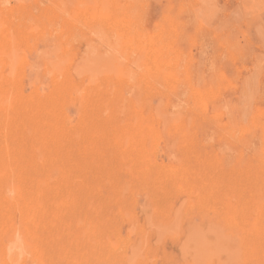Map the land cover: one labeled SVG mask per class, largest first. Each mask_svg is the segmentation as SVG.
<instances>
[{
  "label": "rangeland",
  "instance_id": "rangeland-1",
  "mask_svg": "<svg viewBox=\"0 0 264 264\" xmlns=\"http://www.w3.org/2000/svg\"><path fill=\"white\" fill-rule=\"evenodd\" d=\"M0 6V264H264V0Z\"/></svg>",
  "mask_w": 264,
  "mask_h": 264
},
{
  "label": "bare ground",
  "instance_id": "bare-ground-1",
  "mask_svg": "<svg viewBox=\"0 0 264 264\" xmlns=\"http://www.w3.org/2000/svg\"><path fill=\"white\" fill-rule=\"evenodd\" d=\"M10 2L8 1V4H9ZM17 3V2H16ZM222 3V2H221ZM39 4V3H38ZM218 4H220V3H218ZM50 5V4H49ZM40 6V5H39ZM1 7V6H0ZM17 8V7H16ZM54 9V8H53ZM10 10V9H9ZM38 10H40V9H38ZM44 10V9H43ZM47 12H48V10H47ZM43 13V12H42ZM45 14V13H44ZM49 14V13H48ZM80 14V13H79ZM10 15V14H9ZM42 15V14H41ZM18 16V15H17ZM4 19V18H3ZM23 19V18H22ZM25 19V18H24ZM103 21V20H102ZM27 22V21H26ZM16 24V23H15ZM122 25V24H121ZM120 25V26H121ZM13 25H11V27H12ZM74 26V25H73ZM76 26V25H75ZM119 26V27H120ZM14 27V26H13ZM20 27V26H19ZM82 28V27H81ZM20 29V28H19ZM18 31V30H17ZM12 33V32H11ZM67 33H68V31H67ZM73 34V33H72ZM88 34V33H87ZM66 35V34H65ZM90 35V34H89ZM75 36V35H74ZM91 36V35H90ZM66 37V36H65ZM67 37H68V35H67ZM77 37H78V35H77ZM77 37H75V39L77 38ZM11 38V37H10ZM149 38H151L150 36H149ZM79 39V38H78ZM74 41V40H73ZM69 42H70V39H69ZM78 42V41H77ZM150 42V41H149ZM74 43H76V41L74 42ZM73 42H72V44H74ZM130 43V42H129ZM12 44V43H11ZM78 44V43H77ZM80 44H81V40H80ZM152 44V43H151ZM5 45V44H4ZM74 45H76V44H74ZM52 47H53V45H51ZM131 48V47H130ZM78 49V48H77ZM108 49V48H107ZM12 50V49H11ZM109 50V49H108ZM2 51V50H1ZM31 52V51H30ZM67 52V51H66ZM103 52V51H102ZM49 53V52H48ZM104 53V52H103ZM6 58V57H5ZM150 61V60H149ZM8 62H9V60H8ZM14 63V62H13ZM12 66V65H11ZM74 67V66H73ZM20 68V67H19ZM28 68V67H27ZM150 68V67H149ZM25 69V68H24ZM51 69V68H50ZM11 70V69H10ZM21 70V69H20ZM29 71V70H28ZM45 71V70H44ZM149 71V70H148ZM23 72H24V70H23ZM232 73V72H231ZM19 74V73H18ZM36 74V73H35ZM56 74V73H55ZM7 75V74H6ZM14 75V74H13ZM56 76V75H55ZM59 76V75H58ZM189 76V75H188ZM229 77V76H228ZM54 78V77H53ZM77 78V77H76ZM67 79V78H66ZM120 79V78H119ZM117 80V79H116ZM53 81V80H52ZM51 81V82H52ZM63 82V81H62ZM116 82V81H115ZM78 83H80V82H78ZM86 83V82H85ZM21 84V83H20ZM54 84V83H53ZM28 86V85H27ZM60 86V85H59ZM6 87V86H5ZM5 87H4V89H5ZM90 88V87H89ZM82 89V88H81ZM97 90V89H96ZM50 95V94H49ZM109 95V94H108ZM75 96V95H74ZM94 96V95H93ZM97 96V95H96ZM52 97V96H51ZM57 97V96H56ZM95 97V96H94ZM93 97V98H94ZM99 97H100V95H99ZM92 98V99H93ZM96 98V97H95ZM49 99H51V98H49ZM63 100V99H62ZM103 100V99H102ZM10 101V100H9ZM52 101V100H51ZM56 101V100H55ZM98 101V100H97ZM63 102V101H62ZM95 102V101H94ZM93 102V103H94ZM139 102V101H138ZM160 102V101H159ZM43 103V102H42ZM49 103V102H48ZM47 103V104H48ZM140 103V102H139ZM142 103V102H141ZM146 103V102H145ZM158 104V103H157ZM89 105V104H88ZM92 105V104H91ZM96 105V104H95ZM100 105V104H99ZM136 105V104H135ZM134 105V106H135ZM145 105V104H144ZM164 105V104H163ZM50 106V105H49ZM102 106V105H101ZM104 106H106V107H108L107 105H104ZM140 106V105H139ZM176 106V105H175ZM204 106V105H203ZM8 107V106H7ZM92 107V106H91ZM103 107V106H102ZM123 107V106H122ZM132 107H133V105H132ZM35 108V107H34ZM119 108V107H118ZM126 108V107H125ZM131 108V107H130ZM143 108V107H142ZM166 108V107H165ZM171 108V107H170ZM207 108V107H206ZM101 109V108H100ZM120 109V108H119ZM172 109V108H171ZM13 110V109H12ZM30 110V109H29ZM99 110V109H98ZM101 110H103V109H101ZM111 110V109H110ZM114 110V109H113ZM112 110V111H113ZM141 110V109H140ZM177 110V109H176ZM34 111V110H33ZM92 111V110H91ZM94 111V110H93ZM97 111V110H96ZM100 111V110H99ZM10 112V111H9ZM12 112V111H11ZM35 112V111H34ZM104 112V111H103ZM29 113V112H28ZM57 113V112H56ZM86 113V112H85ZM91 113V112H90ZM97 113V112H96ZM112 113V112H111ZM196 113V112H195ZM13 114V113H12ZM99 114V113H98ZM97 114V115H98ZM101 114V113H100ZM103 114V113H102ZM113 114V113H112ZM8 115V114H7ZM30 115V114H29ZM66 115V114H65ZM89 115V114H88ZM96 115V116H97ZM39 116V115H38ZM45 116V115H44ZM104 116V115H103ZM56 117V116H55ZM66 118V117H65ZM90 118V117H89ZM202 118V117H201ZM79 120V119H78ZM89 120V119H88ZM90 121V120H89ZM106 121V120H105ZM208 121V120H207ZM16 122V121H15ZM31 122V121H30ZM35 122V121H34ZM91 122V121H90ZM100 122V121H99ZM136 122V121H135ZM21 123V122H20ZM61 123V122H60ZM60 123H59V125H60ZM101 123H102V121H101ZM2 124V123H1ZM42 124V123H41ZM51 124V123H50ZM31 125V124H30ZM6 126V125H5ZM16 126V125H15ZM22 126V125H21ZM98 126V125H97ZM109 126V125H108ZM87 127V126H86ZM89 127V126H88ZM37 128V127H36ZM107 128V127H106ZM111 128V127H110ZM82 129V128H81ZM54 130V129H53ZM58 130V129H57ZM66 130V129H65ZM83 130V129H82ZM85 130H86V128H85ZM104 130V129H103ZM99 131V130H98ZM16 132V131H15ZM66 132V131H65ZM83 132V131H82ZM89 132V131H88ZM107 132H108V130H107ZM105 133V132H104ZM210 134H211V132H209ZM2 134V133H1ZM5 134V133H4ZM44 134V133H43ZM42 134V135H43ZM73 134V133H72ZM85 135V134H84ZM99 135V134H98ZM106 135V134H105ZM63 136V135H62ZM107 136V135H106ZM209 136V135H208ZM207 136V137H208ZM1 137V136H0ZM65 137H66V135H65ZM101 137V136H100ZM111 137V136H110ZM56 138V137H55ZM63 138V137H62ZM43 139V138H42ZM68 139H69V137H68ZM48 142V141H47ZM67 142V141H66ZM113 142V141H112ZM210 142V141H209ZM81 143V142H80ZM5 144V143H4ZM67 144V143H66ZM17 145V144H16ZM15 145V146H16ZM171 145V144H170ZM19 146V145H18ZM109 146V145H108ZM29 147V146H28ZM70 148V147H69ZM13 150V149H12ZM17 150V149H16ZM91 150V149H90ZM158 150V149H157ZM200 150V149H199ZM217 150V149H216ZM7 152V151H6ZM114 153V152H113ZM88 154V153H87ZM115 154V153H114ZM63 156V155H62ZM89 156V155H88ZM93 156V155H92ZM115 156V155H114ZM33 157V156H32ZM77 157V156H76ZM6 158V157H5ZM100 161V160H99ZM26 162V161H25ZM80 162V161H79ZM8 163V162H7ZM89 164V163H88ZM108 164V163H107ZM174 165H175V163H174ZM104 166V165H103ZM112 166V165H111ZM97 168H98V166H97ZM84 169V168H83ZM104 169V168H103ZM100 170V169H99ZM125 170V169H124ZM212 170V169H211ZM220 170V169H219ZM101 171V170H100ZM11 172V171H10ZM18 172V171H17ZM117 172V171H116ZM249 172V171H248ZM205 174V173H204ZM12 175V174H11ZM114 175V174H113ZM200 175V174H199ZM216 175V174H215ZM249 175V174H248ZM246 176V175H245ZM35 177V176H34ZM169 177V176H168ZM207 177V176H206ZM240 177V176H239ZM12 178V177H11ZM209 178V177H208ZM226 178V177H225ZM250 178V177H249ZM197 179V178H196ZM229 179H231V178H229ZM246 179V178H245ZM192 181V180H191ZM171 182V181H170ZM197 182V181H196ZM225 182V181H224ZM212 183V182H211ZM237 183V182H236ZM244 183V182H243ZM226 184H227V182H226ZM103 185V184H102ZM171 185V184H170ZM229 185H231V184H229ZM1 186V185H0ZM242 186V185H241ZM6 188V187H5ZM74 188V187H73ZM169 188V187H168ZM227 188V187H226ZM48 190V189H47ZM228 190V189H227ZM75 192V191H74ZM236 192V191H235ZM155 194V193H154ZM157 195H158V193H157ZM7 196V195H6ZM244 196V195H243ZM14 198V197H13ZM257 198V197H256ZM111 200V199H110ZM144 200V199H143ZM201 200V199H200ZM57 201V200H56ZM60 201V200H59ZM158 203H160L159 201H158ZM164 204V203H163ZM16 205V204H15ZM177 205H178V203H177ZM176 205V206H177ZM82 206H83V204H82ZM217 206V205H216ZM74 210V209H73ZM197 210V209H196ZM103 213V212H102ZM101 215V214H100ZM118 217V216H117ZM106 218V217H105ZM162 218V217H161ZM97 219V218H96ZM166 220V219H165ZM17 222H18V220H17ZM141 223H142V221H141ZM31 225V224H30ZM56 229V228H55ZM145 229H146V227H145ZM260 230V229H259ZM17 232V231H16ZM45 232V231H44ZM156 235V234H155ZM17 236V235H16ZM156 237V236H155ZM2 238V237H1ZM65 238V237H64ZM157 238V237H156ZM155 238V239H156ZM114 240V239H113ZM30 243H31V241H30ZM15 244V243H14ZM28 244V243H27ZM30 245V244H29ZM45 245H47V244H45ZM20 246V245H19ZM64 246H65V244H64ZM9 247V246H8ZM46 247V246H45ZM18 248V247H17ZM110 248V247H109ZM24 249V248H23ZM46 249V248H45ZM84 249H85V247H84ZM161 249V248H160ZM13 250V249H12ZM42 250V249H41ZM22 251V250H21ZM54 253V252H53ZM161 253V252H160ZM24 254V253H23ZM29 254V253H28ZM47 254V253H46ZM51 254V253H50ZM10 255V254H9ZM18 255V254H17ZM21 255H22V252H21ZM53 256V255H52ZM159 258V257H158ZM19 260V259H18ZM75 260V259H74ZM46 261V260H45ZM33 262V261H32ZM161 262V261H160ZM47 264H48V261L46 262ZM163 263V262H162ZM42 264V263H41Z\"/></svg>",
  "mask_w": 264,
  "mask_h": 264
}]
</instances>
